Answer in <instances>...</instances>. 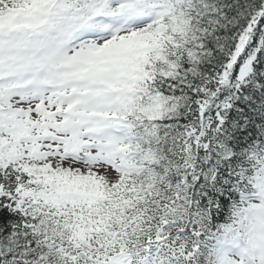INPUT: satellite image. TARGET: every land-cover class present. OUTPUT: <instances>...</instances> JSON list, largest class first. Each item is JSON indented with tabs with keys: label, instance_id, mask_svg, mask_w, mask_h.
Returning a JSON list of instances; mask_svg holds the SVG:
<instances>
[{
	"label": "snow or ice",
	"instance_id": "obj_1",
	"mask_svg": "<svg viewBox=\"0 0 264 264\" xmlns=\"http://www.w3.org/2000/svg\"><path fill=\"white\" fill-rule=\"evenodd\" d=\"M0 264H264V0H0Z\"/></svg>",
	"mask_w": 264,
	"mask_h": 264
}]
</instances>
